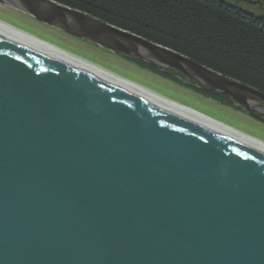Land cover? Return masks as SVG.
<instances>
[{
	"label": "water",
	"instance_id": "water-1",
	"mask_svg": "<svg viewBox=\"0 0 264 264\" xmlns=\"http://www.w3.org/2000/svg\"><path fill=\"white\" fill-rule=\"evenodd\" d=\"M6 1L264 122L263 94L170 49ZM0 264H264V150L0 30Z\"/></svg>",
	"mask_w": 264,
	"mask_h": 264
},
{
	"label": "trees",
	"instance_id": "trees-1",
	"mask_svg": "<svg viewBox=\"0 0 264 264\" xmlns=\"http://www.w3.org/2000/svg\"><path fill=\"white\" fill-rule=\"evenodd\" d=\"M52 1L170 49L264 95V18L241 8L242 0ZM125 59L154 76L240 109L224 97L195 87L175 70Z\"/></svg>",
	"mask_w": 264,
	"mask_h": 264
},
{
	"label": "rangeland",
	"instance_id": "rangeland-1",
	"mask_svg": "<svg viewBox=\"0 0 264 264\" xmlns=\"http://www.w3.org/2000/svg\"><path fill=\"white\" fill-rule=\"evenodd\" d=\"M248 1L249 2L242 0L241 3H238V5L245 11L264 18V0H261L262 4L259 3V0ZM0 15L8 19V21H13L23 27H27L32 31L42 34L43 37H50L56 41H60L62 44L74 48L96 63L109 68H115L117 69V72L124 74V76H128L133 79L138 78L142 84H146L154 90H159L162 93H171L173 91L172 93L178 94L175 96L181 99L185 96L184 100L188 101L197 108H201L202 111L204 110L207 111V113L216 115V117L218 116L228 123H233L245 129L250 134L264 139V123H261L253 118L243 108L239 107V110H235L231 107L223 106L218 102L194 93L189 89L180 87L160 77L149 74L127 61L124 56L116 54L110 50L103 49L100 46L87 41L71 37L57 29L47 27L45 24L38 22L33 17L27 16L15 9L0 5Z\"/></svg>",
	"mask_w": 264,
	"mask_h": 264
},
{
	"label": "bare ground",
	"instance_id": "bare-ground-1",
	"mask_svg": "<svg viewBox=\"0 0 264 264\" xmlns=\"http://www.w3.org/2000/svg\"><path fill=\"white\" fill-rule=\"evenodd\" d=\"M6 3H9V1H6ZM0 5L5 6L7 8H11V7H8V6H10V3L9 4L4 3V4H0ZM12 9H14V8H12ZM26 15L30 16L28 14H26ZM46 26L50 27L52 29H56L52 26H48V25H46ZM0 30L4 31V32L22 40V41H25V42L43 50V51H46V52L64 60V61H67V62H69V63H71L77 67H80V68H82V69H84V70H86L92 74H95V75H97V76H99L105 80H108V81H110V82H112V83H114L120 87H123V88H125V89H127L133 93H136V94H138V95H140V96H142L148 100H151V101H153L157 104H160L166 108H169L173 111H176V112L183 114L189 118H192L196 121H199L203 124H206L212 128H215L219 131H222L228 135H231L235 138H238L242 141H245L251 145H254V146L264 150V139L257 137V136H254V135L250 134L248 131H246L245 129H243V128H241V127H239L233 123H228L224 119H221L218 116L216 117V115L207 113V111H204V110L202 111L201 108H197L196 106L190 104L188 101L184 100L185 96L183 97V99H181V98L176 97L175 95H178V94L172 93L173 91L172 92L170 91L171 93H164V92L162 93L159 90H154L150 86H147L146 84H142L141 81L138 80V78L133 79L131 77L124 76V74L117 72V69H115V68H111V67L109 68V67L104 66L102 64L96 63L95 61H93L89 57H86L85 55L81 54L80 52H78L74 48L66 46V45L62 44L60 41H56L53 38L43 37L42 34H39L35 31H32L31 29H29L27 27H23L22 25H19L13 21H10V20L8 21V19L2 17L1 15H0ZM57 30H59V29H57ZM62 33H64V32H62ZM64 34H66V33H64ZM69 36H71V35H69ZM135 59H137V58H135ZM144 62H146V61H144ZM146 63H148V62H146ZM148 64H150V63H148ZM150 65L154 66L153 64H150ZM138 68H140V67H138ZM160 69H162V68L160 67ZM140 70H143V71L151 74L148 70L141 69V68H140ZM163 70H169V69H163ZM182 75H184V74H182ZM188 82H189V80H188ZM221 97H224V96H221ZM231 102H232V100H231ZM236 105H238V107H243V105H239V104H236ZM256 120L260 121L261 123H264L263 121H261L259 119H256Z\"/></svg>",
	"mask_w": 264,
	"mask_h": 264
}]
</instances>
